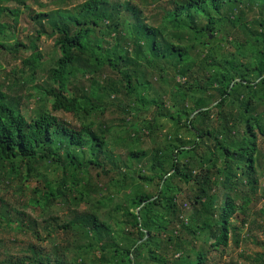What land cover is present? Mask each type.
I'll return each instance as SVG.
<instances>
[{"label": "trees", "instance_id": "1", "mask_svg": "<svg viewBox=\"0 0 264 264\" xmlns=\"http://www.w3.org/2000/svg\"><path fill=\"white\" fill-rule=\"evenodd\" d=\"M13 1L0 6V60L20 59L0 76V188L37 216L65 212L39 239L67 240L0 264H214L211 251L240 241L234 220L264 232V207L251 210L264 174V0ZM41 70L27 115L13 92ZM141 132L161 145L143 147ZM3 204L4 225L40 236L30 213Z\"/></svg>", "mask_w": 264, "mask_h": 264}, {"label": "rangeland", "instance_id": "2", "mask_svg": "<svg viewBox=\"0 0 264 264\" xmlns=\"http://www.w3.org/2000/svg\"><path fill=\"white\" fill-rule=\"evenodd\" d=\"M27 3L29 2L33 8L40 9H46L49 7L51 0H25ZM81 2V0H72L70 1L68 7L74 6L77 3ZM9 5V6H18V2L13 0H2L0 2V6ZM25 19H20L16 24V36L17 39H20L24 41V35L26 33V29L28 27V24H26ZM39 45L41 47V50L43 54H48L52 49V40L50 38H45L42 36L40 40L38 41ZM3 56V55H1ZM13 59V60H11ZM48 57L45 58L44 65L46 64ZM18 58L14 59L11 58V55L9 56L8 53L4 55V57H1L0 65L2 66L0 68V76H2V70L3 68H8L13 66L14 64L19 65ZM18 68V67H17ZM44 71V70H43ZM43 71L41 70L39 72L38 80L35 82H27L23 88H19V90H16V92H13L14 94H17L18 96H21V108L23 112H26L27 115H33L35 110L33 109L34 100H36V97L33 98L34 83H39L43 78ZM17 89V88H16ZM30 94V95H29ZM60 117H64L74 125H78L79 121L76 119L71 113H56ZM142 137V146L143 147H157L161 145L162 142V135H160V132L158 133V136L152 135H146V133L141 132ZM112 150V148H111ZM115 151V150H114ZM124 151V150H121ZM264 169V165L262 166ZM264 173V172H263ZM258 185H257V191L261 196L260 199L257 200V202L254 204V207L251 208V210H254L252 213H258V209L262 206L264 207V174L258 175ZM34 182H31V186L34 185ZM16 190V187L8 188L6 190H3L0 188V195L3 198V201L5 206H7V210H9V216L14 217L16 216L15 212L16 210H23L25 212L30 213L31 218L36 219L38 226L37 230L39 233V237H36L30 229L27 227L18 228L16 227L15 223L12 224H6L4 225L1 222L0 219V259H3L7 256L13 255V254H19L21 251L26 248L29 243L34 244L36 247L40 249H44L45 251H50L52 248V244L58 243L65 245L66 244V235L63 234V231L56 230L52 231L51 236L48 239L41 240L44 235H46V231L42 226L46 224V219L52 217H63L62 215L65 213L61 210H53L47 215H36V211L32 208L31 205L24 203L25 195L24 193H19ZM26 193V191H25ZM66 211V210H65ZM259 214V213H258ZM45 219V221H44ZM62 220V219H61ZM234 224H236L239 227V236L240 241L235 243L233 240L229 241V244L227 247L223 249V252H219V250L211 251V254H213V263L214 264H251L253 257H255L256 252H263L264 246L259 244L260 242H264V232H247L245 224H241V217L233 221ZM41 238V239H39ZM261 264H264L263 262Z\"/></svg>", "mask_w": 264, "mask_h": 264}, {"label": "water", "instance_id": "3", "mask_svg": "<svg viewBox=\"0 0 264 264\" xmlns=\"http://www.w3.org/2000/svg\"><path fill=\"white\" fill-rule=\"evenodd\" d=\"M137 212V211H136Z\"/></svg>", "mask_w": 264, "mask_h": 264}]
</instances>
